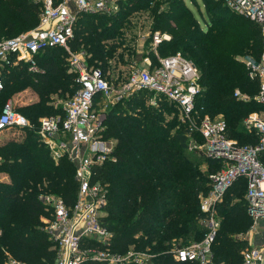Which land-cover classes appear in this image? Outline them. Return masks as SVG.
<instances>
[{
  "label": "trees",
  "instance_id": "trees-1",
  "mask_svg": "<svg viewBox=\"0 0 264 264\" xmlns=\"http://www.w3.org/2000/svg\"><path fill=\"white\" fill-rule=\"evenodd\" d=\"M191 1L205 27L186 0H121V9L115 14H81L71 49L84 50L89 63L105 72L114 58L128 64L125 56L134 52L127 46V31L133 28L130 16L136 11L148 12L152 33L170 36L158 46L159 53L168 56L179 51L198 67V106H205L212 116H224L229 138L239 144H256L258 134L246 130L243 119L264 106L255 99L259 81L249 78L242 59H260L261 28L231 11L225 0ZM41 9L38 0H0V41L34 29ZM68 55L62 47H50L35 55L40 71L29 70L24 60L15 62V56L12 64L2 67L0 112L5 93L30 88L38 98L17 108L33 127H23L19 136L0 143V171L7 174L6 180H0V264L5 262V251L28 264L53 262L57 248L42 224V218L49 217L51 211L39 196L56 194L68 206L77 198L79 182L74 163L65 157L54 160L37 132L40 117L64 113L63 105L53 96L71 97L79 88ZM237 89L250 99L236 97ZM149 95L136 92L107 111L106 137L115 138L117 143L115 160H107L95 177L108 190L104 221L114 234L115 250L124 252L134 246L154 254L153 264H187L177 261L170 250L204 237L207 230L200 221L199 195L209 190V174L221 165L189 150L187 128L176 107L165 99L159 107L151 106L147 103ZM166 114L173 116L167 118ZM246 188V179H239L218 205L220 227L212 244L217 264L242 263L246 242L235 238V233L246 221L252 225Z\"/></svg>",
  "mask_w": 264,
  "mask_h": 264
},
{
  "label": "built area",
  "instance_id": "built-area-1",
  "mask_svg": "<svg viewBox=\"0 0 264 264\" xmlns=\"http://www.w3.org/2000/svg\"><path fill=\"white\" fill-rule=\"evenodd\" d=\"M38 1L42 2L38 25L28 32L0 41V96L4 90L2 67L12 64V56L16 57L15 62L26 61L29 70L36 72L40 68L35 55L40 51L62 47L69 53L70 70L77 74L79 88L65 101L63 114L40 117L37 126L39 140L49 148L53 159L57 161L65 157L74 163L75 177L79 182L77 198L71 206L53 193H41L39 196L52 214L46 230L57 248L56 264H84L89 261L153 264L154 254L148 251L137 250L134 246L124 252L113 248L114 234L104 221L108 190L105 184L95 179L99 168L107 160H115L113 154L117 143L115 138L106 137L107 111L99 106L110 99L114 105L136 92L150 93L147 103L151 106L159 107L164 99L173 104L181 122L186 125L189 150L221 165L220 169L209 174V190L200 194L203 212L200 221L207 230L204 237L185 246L174 245L170 250L174 258L187 264H217L212 244L220 227L218 205L227 190L239 179L245 178L251 232L256 235L261 232V237L243 251L241 264H264V109L251 112L244 121L249 132L258 134V142L239 144L228 137V125L222 114L212 116L206 112L205 106H198L197 96L201 87L195 63L179 51L168 56L159 53L158 46L169 39V35L151 32L147 53L144 55L142 50L137 54L143 62L129 60L122 74L120 66L125 65L115 58L111 61V68L105 72L89 63L84 50L71 49L70 42L81 14H115L121 9V0ZM225 1L231 11L256 22L261 28L260 59L248 56L242 60L249 78L259 81L255 99L264 106V0ZM141 17H144L143 11H136L130 16L134 27L141 25L138 23ZM132 37L127 40L128 47L136 39L144 46V41L143 44L141 42L144 40L142 30ZM98 95L101 97L96 100ZM234 95L249 100L239 89ZM26 126L33 127L30 120L18 111L13 100L7 99L0 112V136L11 128ZM6 264L28 263L11 258Z\"/></svg>",
  "mask_w": 264,
  "mask_h": 264
},
{
  "label": "rangeland",
  "instance_id": "rangeland-1",
  "mask_svg": "<svg viewBox=\"0 0 264 264\" xmlns=\"http://www.w3.org/2000/svg\"><path fill=\"white\" fill-rule=\"evenodd\" d=\"M186 2L191 7L193 12L198 16V18H199V20L201 22V25L203 27H205L204 22L202 21V19L199 16L198 8L194 4H192L191 0H186ZM201 8H203L202 5H201ZM145 13H144V17H141V18L138 19V23H141V25H138L136 27L133 26V28L132 27L128 28V31H127L130 34V36H128L127 40H130V37L132 39L133 38L132 36L136 35L137 31L142 30V32H144V46H141V43L138 44L137 39L134 42H130L131 49H134V52H133V54H130L129 57H128V55H126V57H127L126 59L127 60H130V61L137 60L138 62H140V60H141L143 62V58H140L141 56L140 55L138 56L137 54L139 52H141L142 50H144V55H145L147 53L148 48L150 47L149 46L150 41H151L150 33L152 32V30L150 29V27H151V19H150L149 15H148V12H145ZM161 34H167V33H161ZM167 35H169V34H167ZM133 44H135V45H133ZM125 52H127V51H125ZM134 53H135V55H134ZM131 55H134V56L132 57ZM122 65H125V66H120V68H121L120 70H122V71H120L121 74L123 72L125 73V70H126L128 64H122ZM5 97H6L5 101L7 99H12L13 102L16 104L17 108L20 105L31 103V102L35 101L38 98L36 93H34V91L31 90L30 88L22 89L20 91H17L16 93H13L12 95H6V93H5ZM68 97L69 96L67 94L65 96H61V95H59V96L58 95H54L53 96L54 101L57 104H61V105H64L65 101L68 100ZM247 97L250 99V97L248 95H247ZM111 106H113V105H112V100L110 99L108 101L107 100L103 101L101 103V106H99V108L103 109V110L105 109V111H108V110H110ZM254 111L260 112L262 110L260 109V110H254ZM251 112H253V111H251ZM249 114L245 117V119L249 116ZM166 116H167V118H171L173 116V114H166ZM245 119H243V126H244ZM244 128H245V126H244ZM20 132L21 131L19 129H17V128H11L9 130H6L0 136V143L4 142L7 138H14L16 136H19ZM201 166H202L203 170H207V168H208V166H206L204 164H202ZM199 197H201V195H199ZM217 217H218L219 220L221 219L220 215L218 214V211H217ZM51 219H52V214H49V217H47V218H42V222H43L42 224H43L44 228L47 227V225H48V223H49V221ZM225 220H230V217H225ZM261 229H262V227H261ZM260 237H261V232H259L258 235L254 234V232H251V225H250V223L248 221L245 222V226L243 224V227H242L241 231L235 233V238L242 239V240H244L246 242V247L243 249V251H245L249 246L253 245V243H255L256 241H259ZM4 256H5L4 264H6L7 261L9 259H11V258L24 261L22 258L16 257L14 254H12L9 251H5ZM24 262H26V261H24ZM56 262H57V256L54 258L53 262H49L47 264H56Z\"/></svg>",
  "mask_w": 264,
  "mask_h": 264
},
{
  "label": "crops",
  "instance_id": "crops-1",
  "mask_svg": "<svg viewBox=\"0 0 264 264\" xmlns=\"http://www.w3.org/2000/svg\"><path fill=\"white\" fill-rule=\"evenodd\" d=\"M143 41L144 40L141 41L142 44H143ZM6 179H7V174L5 172L0 171V180H6Z\"/></svg>",
  "mask_w": 264,
  "mask_h": 264
}]
</instances>
